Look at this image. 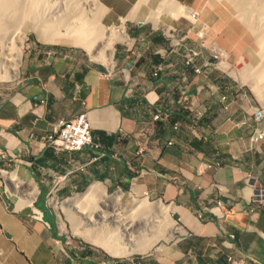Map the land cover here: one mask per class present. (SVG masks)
I'll return each mask as SVG.
<instances>
[{"label": "crops", "instance_id": "0c3cea01", "mask_svg": "<svg viewBox=\"0 0 264 264\" xmlns=\"http://www.w3.org/2000/svg\"><path fill=\"white\" fill-rule=\"evenodd\" d=\"M156 2L99 0L100 21L129 25L134 43ZM146 33L147 46L117 56L115 65L111 58L110 69L57 48L25 57L17 77L0 83V170L39 196L68 198L97 187L160 202L174 237L138 258H105L59 237L46 205L44 212L34 202L42 220L17 210L0 174V264H264V206L251 204L264 188V140H250L256 104L223 70L204 60L195 74L160 34ZM52 49L60 54L50 59ZM80 113L101 150L47 147L54 126Z\"/></svg>", "mask_w": 264, "mask_h": 264}, {"label": "bare ground", "instance_id": "6f19581e", "mask_svg": "<svg viewBox=\"0 0 264 264\" xmlns=\"http://www.w3.org/2000/svg\"><path fill=\"white\" fill-rule=\"evenodd\" d=\"M214 2H222L225 9L229 8L233 18L252 35L258 51L255 56L257 68L251 69L250 75L252 87L257 88L260 81L264 84V0ZM99 4V0H0V81L12 80L18 75L26 40L21 29L26 26L38 34L41 42L57 44L70 41L88 50L100 62L110 63L115 32L122 39L126 38V34L123 26L108 28L99 23L96 18ZM163 4L166 15L168 13L174 18L182 14L195 19L192 12L181 7L176 0H164ZM16 15L21 22L26 19L28 23L26 25L25 22L24 26L14 24L13 30L9 29L7 20ZM158 15L155 14L154 19ZM2 175L7 182L6 190L17 196L15 208L20 210L30 206L37 190L18 180L14 173L3 172ZM98 192L97 187H91L82 195L65 200L62 208L76 233L111 256L122 257L147 251L160 238L159 224L173 222L167 207L160 202L151 203L147 199L130 197V204L121 206V191L110 195L105 193L101 199L94 197ZM50 200L52 204H57L55 199Z\"/></svg>", "mask_w": 264, "mask_h": 264}, {"label": "rangeland", "instance_id": "374dc122", "mask_svg": "<svg viewBox=\"0 0 264 264\" xmlns=\"http://www.w3.org/2000/svg\"><path fill=\"white\" fill-rule=\"evenodd\" d=\"M156 1L157 2L155 6L151 10H149V12H147L148 13L147 18L151 20V23L148 25L149 27L146 29L147 30L146 32L160 34L163 37L168 47L176 48L175 55L181 62H184L187 58L192 57V62L193 65L195 66H200V64H202V62H204L205 60L208 63L213 64L214 67H216L217 69L223 70L225 72L223 74H227L235 85L241 86L244 92L249 96V98L254 102V104H256L255 106L264 108V84L262 81H260L259 82L260 84H258L257 88L256 87L253 88L251 75H250L251 69L257 68L256 66L257 60L255 56L257 54L258 49L255 46L254 40L250 32L247 31L244 28V26L237 21V19L233 18V14L231 13L229 8L225 9L222 2H214V0H177L181 4L191 8L193 12L197 13L196 16L197 19L191 18L188 21L190 23L189 27L192 28L189 30L187 26L183 24V21L185 20L184 17L180 16L178 18H173L169 15L164 14L163 12L164 0L163 1L156 0ZM210 3H213L211 4L212 6L210 5ZM157 13H159V18L158 21L154 23L152 18ZM101 14H102V9L99 4L97 8L96 18L97 20H99L100 24H102L100 21ZM144 15H146V11ZM175 19H179L178 22L181 23L179 27L173 23L174 22L173 20ZM7 21H9L8 22L9 29L14 28L15 25H18V23L23 24L22 26H24L25 22L26 25L28 23L26 19H24L21 22L20 18L19 17L17 18V15L9 18ZM150 26L153 27V30L150 29ZM168 26H172L177 30L174 37H168L167 35H165V29ZM26 27H24L25 29L23 30L21 29V31L25 33L26 40L24 42L22 49V57H21L20 66L18 68V73L21 68L22 61L25 59V57L26 58L30 57L31 54L35 51H39L42 49L43 50L49 49V48L62 49L70 53L75 52L77 56H79L82 59L89 60V62H91L94 65H99L107 69H110L108 66H110L111 63L106 64L100 62L99 60L92 57L91 54L88 52V50H86L85 48L73 45L71 44L70 41H67V43H57V44H49V43L41 42L37 36L38 34L35 31H33L31 28L29 27L26 28ZM120 27L121 26L116 28H120ZM123 27H124V32L126 34V38L125 39L120 38L118 32H115L113 38L114 43L112 48L114 54L112 55L113 56L112 61L114 65L116 63L117 56L120 55L123 56L128 55L129 57L132 56L133 54H135L137 50L140 49V47L143 48L144 46H147V42L149 38V35L145 32L144 34L140 35L139 39L133 43V41L129 39L130 30L127 29L126 25L124 24ZM130 28L132 29L133 27L131 26ZM222 39L225 41H223ZM217 40H219L220 42L223 41L221 42L222 44H219ZM222 45L224 46L222 47ZM224 47L227 48L226 51L224 50ZM189 50L195 51L198 55L192 56ZM12 81L13 79L8 81H0V83L7 84ZM261 125L263 126L264 123ZM1 176L3 175L1 174ZM116 191H119V189H115L113 192H108V193H106L103 190H99V192L96 195L94 194V197L101 199L103 194L106 193L110 195ZM121 192L124 193L122 190ZM78 196H80V194H75L68 198H58L57 196L53 197V199H55L57 203L56 205H54L52 204V200H50L52 196H48V197L39 196L37 194L36 199L33 201V204L31 206H25L22 210L25 212L27 211V213L32 215L34 202H36L37 208H41L44 212L46 211L44 209L46 205L56 220L57 228L55 230V233L58 234L59 237L64 238V240L70 245L74 244L85 248L91 247L95 251H97L101 256L108 259L113 258L116 260H125L126 258H133V257L138 258L142 255L151 252L157 246L164 244V241H169L175 235L176 229L175 226L173 225V222H171L172 224L169 222L163 224L161 223V225L159 224V228H158L159 229L158 232H160L159 233L160 238L147 252L134 253L129 256H123V257H113V256L111 257V255L109 256L107 252L106 254L103 251V249L102 250L99 249L100 247H97L89 243L81 235L76 233L69 219L64 213L62 208V203L67 199H72ZM11 199L13 200V202H16L17 196L11 195ZM135 199L142 200V198L139 199L135 198ZM130 200L131 198L124 193L120 205L121 206L128 205L130 204ZM148 201L153 202L152 200H148Z\"/></svg>", "mask_w": 264, "mask_h": 264}, {"label": "built area", "instance_id": "2783aa9c", "mask_svg": "<svg viewBox=\"0 0 264 264\" xmlns=\"http://www.w3.org/2000/svg\"><path fill=\"white\" fill-rule=\"evenodd\" d=\"M193 18L197 19V13H192ZM177 30L172 27L168 26L165 29V35L168 37H174ZM173 49H176L174 47H171ZM192 56H197L198 54L195 51L189 50ZM46 56L48 58H54L59 53V51L56 50H48L45 52ZM184 65L188 68H190L195 74H200L202 72L201 68L199 66L193 65L192 57L187 58L184 62ZM159 70V69H158ZM157 70V71H158ZM156 71V73H157ZM156 73L154 75H156ZM109 74H106L108 76ZM225 97H222V100H225ZM161 116V114H157L154 116L155 119H158ZM252 118L254 122L257 124V126L253 129V132L250 136V140L253 143H258L262 140H264V125L261 124L264 123V108L255 106L252 108ZM197 119V117H196ZM178 125L176 124V127ZM45 144L47 147H50L54 150H61V151H67V152H78L85 149H90L93 151H100L102 146L95 142L91 136L90 127L88 124V121L86 119V115L84 113L78 114L76 117L69 119V120H62L59 121L56 126L52 129L50 133H48L45 136ZM3 173V170H0V174ZM56 197L55 193H50L46 195ZM50 198V199H51ZM33 204V203H32ZM31 204V205H32ZM251 204L254 205L257 208H262L264 206V188H257L255 193L253 194L251 198ZM216 208H219L222 204L220 200L215 201ZM35 210V212H34ZM33 214L30 215L32 218L36 220H42V213L35 209L33 206ZM38 212L40 213V216L38 215ZM220 215V214H218ZM199 217H201V214H198ZM232 264H235L233 262Z\"/></svg>", "mask_w": 264, "mask_h": 264}]
</instances>
